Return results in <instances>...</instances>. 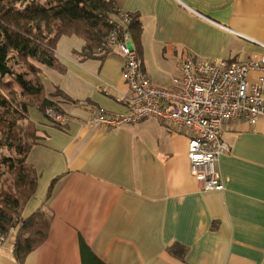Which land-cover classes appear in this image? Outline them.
Returning <instances> with one entry per match:
<instances>
[{
	"label": "crops",
	"instance_id": "obj_1",
	"mask_svg": "<svg viewBox=\"0 0 264 264\" xmlns=\"http://www.w3.org/2000/svg\"><path fill=\"white\" fill-rule=\"evenodd\" d=\"M114 1L139 15L140 54L157 86L173 87L183 59L246 61L264 52L236 34L264 42V0ZM84 46L63 36L56 54L66 70L46 66L55 71L52 88L71 99L51 98L68 121L42 111L29 117L38 137L27 160L39 181L22 218L45 206L48 234L18 261L13 229L0 243V264H264V117L225 124L230 150L217 165L225 187L203 191L182 127L155 117L111 131L88 125L99 109L125 113L117 98L129 87L120 52L85 58ZM177 244L186 248L183 258L169 251Z\"/></svg>",
	"mask_w": 264,
	"mask_h": 264
},
{
	"label": "trees",
	"instance_id": "obj_2",
	"mask_svg": "<svg viewBox=\"0 0 264 264\" xmlns=\"http://www.w3.org/2000/svg\"><path fill=\"white\" fill-rule=\"evenodd\" d=\"M120 11L114 0H0V236L17 229L14 253L18 261L46 238L52 217L41 206L22 218L39 181L27 160L37 142L31 132L30 108L35 106L44 114L47 107L61 111L46 94L42 66L66 70L56 54L63 36L84 39L79 54L103 60L112 51L105 42L114 28L121 34L128 32L140 53V17L127 13L129 21L124 23ZM58 91L71 100L67 93ZM16 219H22L21 225L14 222ZM169 251L180 258L186 254L180 244Z\"/></svg>",
	"mask_w": 264,
	"mask_h": 264
},
{
	"label": "built area",
	"instance_id": "obj_3",
	"mask_svg": "<svg viewBox=\"0 0 264 264\" xmlns=\"http://www.w3.org/2000/svg\"><path fill=\"white\" fill-rule=\"evenodd\" d=\"M120 17L124 23L129 21L123 11ZM236 34L264 49V42ZM129 40L134 45L132 50ZM106 45L125 58L122 77L129 93L117 100L125 103L126 111L116 116L99 109L88 125L111 131L148 117L178 125L189 134L190 170L201 189L223 190L225 186L217 165L220 157L230 150L223 139L225 124L244 118L253 125L264 117V52L246 61L183 59L172 78L173 87L164 88L151 81L128 32L121 34L114 28L107 36ZM253 72L258 73L255 79H251ZM46 115L60 125L68 121L53 107L46 108ZM0 239L3 241L5 236Z\"/></svg>",
	"mask_w": 264,
	"mask_h": 264
},
{
	"label": "rangeland",
	"instance_id": "obj_4",
	"mask_svg": "<svg viewBox=\"0 0 264 264\" xmlns=\"http://www.w3.org/2000/svg\"><path fill=\"white\" fill-rule=\"evenodd\" d=\"M42 1H44V0H42ZM74 39H77V38H75L74 37ZM78 40V39H77ZM64 47V46H63ZM44 67V71H43V73H42V78H43V80H44V83H46V87H47V95H48V97H51V98H53L56 102H60V101H66V98H64V97H62V96H60V95H58V93H59V89H57V88H52V74L51 73H55V71L54 70H52V69H50V68H48V67H46V66H43ZM51 80V81H50ZM50 92H52V94H50ZM41 110H39L37 107H35V106H33V107H31L30 108V111H29V117L32 119V120H37L38 118H40L41 117ZM50 118V117H49ZM51 119V118H50ZM22 124L24 125V126H26L27 125V122L26 121H22ZM31 132H32V136H34L35 137V139L38 137V132H37V130H36V128L33 126L32 127V129H31ZM34 201H35V203H38V202H40V200L38 199V198H34ZM30 210L31 211H29L30 213V215L32 214V212L34 211V209H32V208H30ZM29 214L27 215V216H29ZM22 219H16L14 222L15 223H17V225L19 226V225H21L20 224V221H21ZM1 237V236H0Z\"/></svg>",
	"mask_w": 264,
	"mask_h": 264
},
{
	"label": "water",
	"instance_id": "obj_5",
	"mask_svg": "<svg viewBox=\"0 0 264 264\" xmlns=\"http://www.w3.org/2000/svg\"><path fill=\"white\" fill-rule=\"evenodd\" d=\"M128 46L131 50L134 48V45L131 40L128 41Z\"/></svg>",
	"mask_w": 264,
	"mask_h": 264
}]
</instances>
